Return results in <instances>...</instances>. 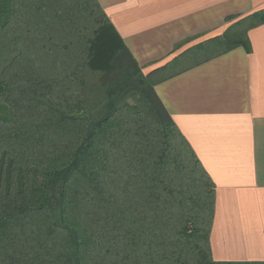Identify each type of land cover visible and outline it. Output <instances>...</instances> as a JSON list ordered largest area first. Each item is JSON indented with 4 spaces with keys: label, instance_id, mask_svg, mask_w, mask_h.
Returning a JSON list of instances; mask_svg holds the SVG:
<instances>
[{
    "label": "trees",
    "instance_id": "obj_1",
    "mask_svg": "<svg viewBox=\"0 0 264 264\" xmlns=\"http://www.w3.org/2000/svg\"><path fill=\"white\" fill-rule=\"evenodd\" d=\"M264 11L183 53L236 47ZM180 57V56H179ZM96 0H0V264L216 262L214 185Z\"/></svg>",
    "mask_w": 264,
    "mask_h": 264
},
{
    "label": "crops",
    "instance_id": "obj_2",
    "mask_svg": "<svg viewBox=\"0 0 264 264\" xmlns=\"http://www.w3.org/2000/svg\"><path fill=\"white\" fill-rule=\"evenodd\" d=\"M96 2L144 74L179 58L154 90L214 185L212 259L264 263V23L246 33L250 52L182 55L264 0Z\"/></svg>",
    "mask_w": 264,
    "mask_h": 264
},
{
    "label": "rangeland",
    "instance_id": "obj_3",
    "mask_svg": "<svg viewBox=\"0 0 264 264\" xmlns=\"http://www.w3.org/2000/svg\"><path fill=\"white\" fill-rule=\"evenodd\" d=\"M202 57H204V56H198L196 59H193V60H191V61H199V60L202 59Z\"/></svg>",
    "mask_w": 264,
    "mask_h": 264
}]
</instances>
